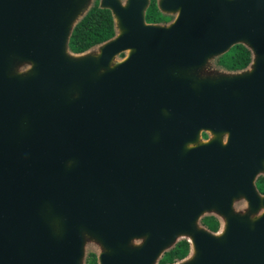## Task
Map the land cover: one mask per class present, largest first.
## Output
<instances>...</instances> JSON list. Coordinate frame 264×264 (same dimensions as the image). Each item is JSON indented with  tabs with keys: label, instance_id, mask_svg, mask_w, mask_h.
Returning a JSON list of instances; mask_svg holds the SVG:
<instances>
[{
	"label": "water",
	"instance_id": "1",
	"mask_svg": "<svg viewBox=\"0 0 264 264\" xmlns=\"http://www.w3.org/2000/svg\"><path fill=\"white\" fill-rule=\"evenodd\" d=\"M95 2L0 0V264H264V0Z\"/></svg>",
	"mask_w": 264,
	"mask_h": 264
},
{
	"label": "trees",
	"instance_id": "2",
	"mask_svg": "<svg viewBox=\"0 0 264 264\" xmlns=\"http://www.w3.org/2000/svg\"><path fill=\"white\" fill-rule=\"evenodd\" d=\"M148 13L152 16L158 14L154 5L149 8ZM113 33V20L110 11L99 8L98 0H96L86 16L74 27L69 45L71 50L75 52L83 51L94 44L108 39ZM249 60V50L243 45L238 44L233 46L227 53L220 56L218 63L226 68L237 69L246 66ZM260 187L264 191V181L260 184ZM205 221L207 225H210L212 228H215L217 225L216 220L212 217H207ZM188 250V242L184 239L179 240L170 250L163 254L159 260V264L172 263L176 259H181L188 253ZM87 264H97L94 253H89Z\"/></svg>",
	"mask_w": 264,
	"mask_h": 264
},
{
	"label": "flooded vegetation",
	"instance_id": "3",
	"mask_svg": "<svg viewBox=\"0 0 264 264\" xmlns=\"http://www.w3.org/2000/svg\"><path fill=\"white\" fill-rule=\"evenodd\" d=\"M154 5V8L155 10L157 11L158 14L152 16L150 15V13H148L149 11V8ZM175 18V15L174 14H167V13H163L157 6V0H150L149 2V6L146 10V13H145V20L149 23H162V24H165V23H169L170 21H172L173 19ZM238 45V44H237ZM203 138H207L208 136L203 133L202 134ZM264 181V175H259L257 176L256 180H255V183H256V186L257 188L259 189V191L261 193H264V191L261 189L260 187V184L263 183ZM207 217H212L213 219L216 220L217 222V225L215 228H212L210 225H207V222L205 221ZM201 222L203 223V225H205L207 228H210L211 230H214L216 231L219 227V219L216 217V216H213V215H205L201 218ZM163 256V255H162ZM178 260V259H176ZM174 260V261H176ZM173 261V262H174ZM161 263V262H160ZM161 264H164V263H161ZM169 264V263H167Z\"/></svg>",
	"mask_w": 264,
	"mask_h": 264
},
{
	"label": "rangeland",
	"instance_id": "4",
	"mask_svg": "<svg viewBox=\"0 0 264 264\" xmlns=\"http://www.w3.org/2000/svg\"><path fill=\"white\" fill-rule=\"evenodd\" d=\"M89 250H90V251H93V249H92V248H89ZM87 258H88V257H87Z\"/></svg>",
	"mask_w": 264,
	"mask_h": 264
}]
</instances>
